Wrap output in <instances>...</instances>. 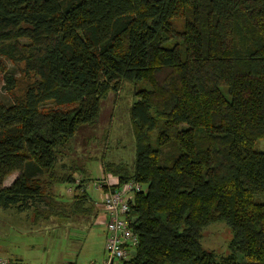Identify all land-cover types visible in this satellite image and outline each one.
Returning <instances> with one entry per match:
<instances>
[{
  "label": "trees",
  "instance_id": "trees-1",
  "mask_svg": "<svg viewBox=\"0 0 264 264\" xmlns=\"http://www.w3.org/2000/svg\"><path fill=\"white\" fill-rule=\"evenodd\" d=\"M0 73V207L56 208L53 186L76 182L65 148L127 81L143 86L135 164L102 161L142 186L122 264H264V0H0ZM81 178L72 199L93 202ZM216 222L232 231L226 256L201 243Z\"/></svg>",
  "mask_w": 264,
  "mask_h": 264
},
{
  "label": "rangeland",
  "instance_id": "rangeland-1",
  "mask_svg": "<svg viewBox=\"0 0 264 264\" xmlns=\"http://www.w3.org/2000/svg\"><path fill=\"white\" fill-rule=\"evenodd\" d=\"M6 65L7 72L17 79L13 92L19 94L24 86V77L15 64L6 61ZM3 76L4 74L0 73V98L2 102L8 103L11 100V93L6 89L7 83ZM140 87L143 86L125 81L119 90L109 92L102 100L98 121L93 125L80 128L65 148L64 161L67 162L69 170L74 166L78 173L77 176L88 174L87 191L94 198L103 190L98 186L103 177L100 161L124 163L129 167L135 164V138L132 134L129 108L137 99L136 92ZM255 148L263 151L264 139H259L255 143ZM58 166L64 169L62 163ZM69 187V184L58 185L62 192ZM67 193L72 197L74 191H67ZM254 198L256 202L264 203V194H257ZM32 224V221L19 216L14 208L0 207V249L7 251L11 248L20 254L32 256L38 264H51L54 260L58 264L59 262L70 264L68 261L71 258L66 257V254L74 252L89 255L94 249L99 251L101 257L89 258L88 264L92 261L103 263L108 258V250L105 247L107 238L101 247L98 234H101L103 229L99 226L97 229L94 228L90 234L87 233L84 239L77 240L76 237L81 234L79 232L73 234V232L58 227L55 230L52 228L35 230L31 228ZM68 236L75 240L69 241ZM92 237L98 240V243L95 242L93 246L89 243ZM231 239V228L224 222H216L204 229L201 243L205 249L214 251L218 256H226L229 253ZM0 255L8 257L7 254ZM64 257L65 259L62 260ZM118 262L119 259H116L115 263Z\"/></svg>",
  "mask_w": 264,
  "mask_h": 264
},
{
  "label": "crops",
  "instance_id": "crops-1",
  "mask_svg": "<svg viewBox=\"0 0 264 264\" xmlns=\"http://www.w3.org/2000/svg\"><path fill=\"white\" fill-rule=\"evenodd\" d=\"M64 160L65 158L62 157L60 161L58 162L62 163V166L64 169H69L67 162H65ZM100 169L102 172V176L107 177L108 175H111L113 179L118 178V176L116 175H113L111 173H105L103 171L104 166H103L102 161H100ZM17 175H19L18 172L10 174L5 179L4 186H10L14 182V179L18 177ZM75 175L77 176L78 173H75ZM83 175L87 179V182L85 184L86 190H87V183H88L89 177L87 173H84ZM58 185L59 184H56L55 186H53L54 192L60 195L59 197L57 196V198H55L58 206L54 208L52 211L50 210L47 215L36 213V211H34L33 209L21 211V210H18L17 208L15 209V207H10V208H14L15 211L19 213V216L25 217L26 219H28V221H32L33 227L31 228L35 230H39L41 228L42 229L44 228L46 230L49 228H52L53 230H55L58 227L61 229H66L68 232L69 231L73 232V234L79 232L81 234H79V236L76 237L77 240H80V238L84 239L87 233L90 234L94 228L97 229L99 226L103 229L102 233L98 234L99 242L101 243V247H102L105 239L107 238V233H108L106 226H104L105 225L104 221L106 220V216L102 210V200L104 198L103 196H105V193L107 191L101 190L100 192L101 195L99 194L95 198L92 197L91 194L87 191L90 194L91 196L90 198H92L94 204L90 200L84 201L81 204H75L74 199H72V197L67 193V191H69V188H66L65 192H62L58 188ZM95 235L97 238L98 237L97 232ZM75 236H77V234ZM96 238L95 237L90 238L89 243L91 244V246H93L95 242L98 243V240L96 241ZM67 239H69V241L71 242L75 240L74 238H71L70 236H68ZM90 253L91 254L89 255H83L81 253L70 252L66 254L67 255L66 257L71 258V260L68 261V263L70 264H88L89 258L93 259V258L101 257L99 251L96 249L92 250V252ZM0 254H5V255L7 254L8 257L17 261V263L38 264L35 261V259H32V256H26L24 254H20L18 253V251L16 252L11 248L7 249V251L6 249L4 251L0 249ZM64 259L65 257L62 260ZM60 263L62 262H59V264ZM51 264H58V262L54 260Z\"/></svg>",
  "mask_w": 264,
  "mask_h": 264
},
{
  "label": "built area",
  "instance_id": "built-area-1",
  "mask_svg": "<svg viewBox=\"0 0 264 264\" xmlns=\"http://www.w3.org/2000/svg\"><path fill=\"white\" fill-rule=\"evenodd\" d=\"M81 177L76 176L74 185H70L69 191L76 192V186L80 184ZM107 191L102 200V210L106 216L105 226L107 228V250L108 258L103 263L95 261L89 264H122L123 260H127L131 256V252L135 250L139 243V236L131 227V222L127 217L130 209V203L133 201L134 194L140 192L142 186L133 180L120 184L118 178L113 179L111 175L103 176L98 185ZM115 189H112L114 188ZM0 264H21L10 257L0 255Z\"/></svg>",
  "mask_w": 264,
  "mask_h": 264
}]
</instances>
